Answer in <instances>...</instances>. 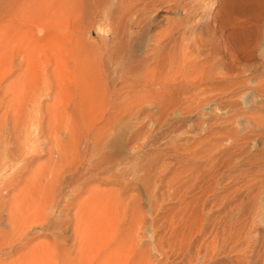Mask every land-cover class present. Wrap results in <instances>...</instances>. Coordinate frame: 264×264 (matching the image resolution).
Returning <instances> with one entry per match:
<instances>
[{
	"label": "rangeland",
	"instance_id": "1",
	"mask_svg": "<svg viewBox=\"0 0 264 264\" xmlns=\"http://www.w3.org/2000/svg\"><path fill=\"white\" fill-rule=\"evenodd\" d=\"M100 1L0 0V264H264L260 5Z\"/></svg>",
	"mask_w": 264,
	"mask_h": 264
},
{
	"label": "bare ground",
	"instance_id": "2",
	"mask_svg": "<svg viewBox=\"0 0 264 264\" xmlns=\"http://www.w3.org/2000/svg\"><path fill=\"white\" fill-rule=\"evenodd\" d=\"M98 1L100 0H97V2ZM102 2L100 1V3ZM256 2L260 5V11L257 12V14H230L226 17V23L233 24L235 27L238 26L239 31L236 40L240 48L243 49H250L254 47L259 37H261L259 25L262 22V17L264 16V0H256ZM211 9L213 10L214 6ZM253 20L256 22V25H250V21Z\"/></svg>",
	"mask_w": 264,
	"mask_h": 264
}]
</instances>
